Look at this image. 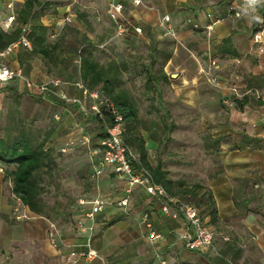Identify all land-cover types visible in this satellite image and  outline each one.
<instances>
[{"label":"rangeland","instance_id":"rangeland-1","mask_svg":"<svg viewBox=\"0 0 264 264\" xmlns=\"http://www.w3.org/2000/svg\"><path fill=\"white\" fill-rule=\"evenodd\" d=\"M48 1L51 7L42 19L51 27L50 43L58 38L66 25L72 26V20L63 25L55 23L52 17L60 7L69 5L71 12L86 11L90 17L96 10L99 12L96 23L100 28L95 30L100 33L94 32L99 37L93 46V55L101 63L130 55L147 64L150 45L163 48L166 40H172L171 36L161 38L144 30L130 34L127 42L113 38V29L102 0ZM211 2L218 13L227 9L228 0ZM4 13L6 11H0V19ZM234 24L237 27L232 31L233 44L239 55H220L217 51L211 54L209 60L207 47L196 50L203 71L200 74L199 67L190 78L180 77L184 70L170 65L172 74H180L169 77L167 83L161 84L163 99L160 104L156 93L147 86L143 73L136 74L126 83L138 101L139 119L126 123L124 136L145 139L148 160L152 165L162 163L168 177L174 180V192L179 193L178 197L183 201L196 203L199 200L201 191L198 197L184 191L194 184L212 190L214 179L228 176L234 198L241 206L247 207V212L238 208L234 219H216L212 223L216 231L212 247L227 252L230 250L235 264H261L260 249L252 234L246 231L242 218L246 213L253 212L257 216L258 228L264 229V137L261 136L262 140L252 146L246 145L243 138L245 134L254 136L253 121L258 120L264 129V104L260 99L264 96V54H255L251 47L253 31L259 29L252 16ZM106 29L107 32H103ZM79 38L80 35L74 36L67 30L59 48V59L69 64V72L75 71L79 63L73 51ZM184 45L192 48L194 44ZM167 63L163 66L165 72ZM159 66L160 62L153 67L154 70ZM47 69L49 65L42 59L32 62L29 75H24L25 86H19L20 101H17V94L9 89L1 92L0 135H15L20 127L31 129L39 139L50 134L47 146L54 148L57 164L51 172L43 174L44 192L41 198L48 218L63 228L72 220L85 187L94 182V176H98L95 167L101 156L97 149L98 140L93 137L98 134L99 126L90 118L91 113L77 112L73 120L67 122L61 114L63 104L50 103L40 98L36 91L29 90L30 80L41 84L45 76H56L54 67L51 66L50 72ZM252 74L260 78L252 80ZM71 92L74 93V89ZM91 104L89 97L88 107ZM74 119L77 124H74ZM64 122L70 127L58 134L57 128ZM170 126L168 133L166 129ZM149 127L152 131H148ZM215 138H219L218 144L214 143ZM130 148L134 153H140L136 145ZM248 172L252 175H246ZM249 196H253V200L244 206L242 200Z\"/></svg>","mask_w":264,"mask_h":264},{"label":"crops","instance_id":"crops-1","mask_svg":"<svg viewBox=\"0 0 264 264\" xmlns=\"http://www.w3.org/2000/svg\"><path fill=\"white\" fill-rule=\"evenodd\" d=\"M211 1L144 0L142 6H134L127 2L122 14L127 31L121 38L117 36L115 24L107 13L109 0H102V5L115 39L127 42L130 34H138L143 30L161 38L171 36L175 40V47L166 65L168 69L166 72L168 75L172 74L173 69L169 68L170 65H175V69L184 70L181 71V75L177 73V76L184 75L190 78L199 67L200 74L203 71L196 50L207 47L210 60L211 54L218 51L222 40L237 27L234 24L235 19L225 17L226 10L218 13ZM6 2L0 0V11H6ZM23 2L24 0H14L15 5ZM69 8V5L60 7L59 12L52 17L56 20L55 23L63 25L67 21L63 23L59 21H64L71 15V25L96 42L99 35H94V32L100 33L95 30L99 27L96 23L99 12L96 10L91 17L88 15L92 25L90 31L78 20L77 13L71 12ZM252 13L253 11L249 12L245 17H250ZM165 15L170 17V26L173 28L171 34H167V28L162 24ZM42 20L49 25L45 19ZM209 24H212L211 29L206 27ZM137 27L141 28V32L136 31ZM195 28L201 31H195ZM103 32H107V29ZM184 44L194 45L188 48ZM251 47L255 54H264L255 51L253 39ZM6 59L13 66L20 65L17 51ZM35 61L41 59L36 57L33 62ZM50 79L45 76L43 82H48ZM17 80L20 81V87L25 86L24 77ZM36 85L30 80L29 90L35 92ZM62 85L67 86V89L63 88L70 95L83 101L87 111L91 108L94 99L91 98L92 104L88 107L89 97H85L80 89L73 84L63 82ZM72 89L74 93L71 92ZM262 100L264 104V96ZM77 112L83 113L78 104L65 102L61 106V114L67 122H71L70 119L73 120V115ZM74 124H77L75 119ZM66 127L70 126L66 122L62 123L57 128L58 134L65 131ZM252 128L254 136L264 137V129L258 120L252 122ZM0 167V264H162L163 261H166V264H214V258L223 255V250L213 247L207 250L188 249L184 244V235L190 229L187 220L182 215L179 218H172L165 214L161 209V201L148 196L141 187L133 188L127 206L120 205L119 201L126 195L127 183L125 177L115 174L110 166L98 176H94V182L85 187L84 193L79 197L92 199L102 195L107 198L109 203L105 209L93 218L87 216L89 205L81 206L79 199L72 220L70 219L63 228L50 218L30 211L25 205L20 206V211L26 213L27 217L18 219L13 209L21 201L12 191L11 178L6 176L1 164ZM246 175L252 174L248 172ZM228 181V176L220 177L214 179L211 186L220 219H234L239 212L233 186ZM79 191L81 192L82 188ZM251 213L253 212H248L242 218V222L246 231L250 232L256 241L260 249V260L263 262L264 229L258 228L257 216ZM145 214L148 215V221L153 228L162 234L161 240L153 241L149 238ZM79 221L83 223L84 228L79 227ZM225 239L229 238L225 237ZM225 257H228L229 262H233L230 250Z\"/></svg>","mask_w":264,"mask_h":264},{"label":"trees","instance_id":"trees-1","mask_svg":"<svg viewBox=\"0 0 264 264\" xmlns=\"http://www.w3.org/2000/svg\"><path fill=\"white\" fill-rule=\"evenodd\" d=\"M230 1L228 0L227 2L226 12ZM50 7L51 2L48 0H24L23 3L18 4V7L16 4V19L12 28L6 31L0 27V50L5 49L10 43L20 39L21 36H25L30 41L31 46H20L17 50V58L23 69V76L29 75L32 62L36 57H39L46 65H49L48 72H50L51 66L55 68L53 72L56 76L50 77L51 79L59 78L62 82L73 85L77 81H82L89 90H100L102 98L105 100L100 105V113L91 110V108L88 110V114L91 113L90 118L96 121L99 126V132L93 139L98 140L97 149L100 153L102 148L101 141L106 138L109 125L115 122L116 114L121 115L125 125V132L127 129L126 123L130 124L139 119L138 101L126 86V83L131 81L136 74H144L147 86L149 89H153L154 93H156V99L159 104L161 103L163 99L161 84L169 81V75L165 72L163 66L173 54L175 40H166L164 43L166 45L163 48H159L155 44L150 45L149 62L147 64L139 62L135 56L132 57L130 55L124 56L121 60L112 59L107 63H101L93 55L94 40L77 27L66 25L58 38L52 43L49 42L51 27L43 22L42 16ZM76 13L78 20L91 31L92 25L88 19V13L81 10ZM251 16L255 23L258 24L259 29H264V2L257 5ZM246 18L235 19V21L239 22ZM259 29L253 31V36ZM67 30L74 36L80 35L78 45L73 49L79 61L73 72L67 70L69 64L66 61L59 59V48ZM194 30L201 31V29L197 28ZM233 40L234 32L222 40L218 53L220 55L232 54L233 56H238L239 52L233 44ZM153 43L154 41L152 40L151 44ZM159 62V68L154 70L153 67ZM251 78L252 80L259 79L260 76L252 74ZM19 86L20 81L14 80L1 88V92L9 89L17 94V101H20ZM62 87L67 89V86L62 85ZM57 90L58 87L49 85L45 94H39L40 98L53 104H64L65 100L58 95ZM260 99L263 102L262 97ZM170 130L171 126L166 129L168 133ZM148 131H152V128L149 127ZM49 135L48 133L42 139H39L31 129L26 127H20L15 135H0V164L5 169L6 176L12 180L14 195L30 211L46 217L49 216L44 211L41 198L44 192L43 174L51 172L57 164L54 148L47 146ZM123 137L129 146L136 145L139 149L140 153L138 155L140 159L136 165L147 167L154 181L162 184L167 189L168 194L175 198L178 203L194 204L198 208L201 218L206 224L212 226V223L219 218L212 190L196 183L184 191L186 194L191 193L195 197H198L197 195L201 191L197 204L181 200L178 197L180 194L174 192V180L168 177V172L162 166V163L158 162L156 165H152L148 160L145 139H139L133 137V135L128 137L123 135ZM260 140H262L261 137L250 134H245L243 138L244 143L251 146L259 143ZM213 141L218 144L219 138H215ZM252 200L253 196L246 197L242 200V204L247 206ZM167 201L171 208H174V202ZM235 201L240 211L244 210L247 212V207H243L237 200ZM226 254L227 251H224V256L214 258V264H229L228 257H225Z\"/></svg>","mask_w":264,"mask_h":264},{"label":"built area","instance_id":"built-area-1","mask_svg":"<svg viewBox=\"0 0 264 264\" xmlns=\"http://www.w3.org/2000/svg\"><path fill=\"white\" fill-rule=\"evenodd\" d=\"M6 15L0 19V27L3 30H10L15 22V3L14 0H6ZM130 2L134 6L144 5V0H109L107 13L111 20L115 24L116 34L118 37L125 36L127 31L126 23L123 18V10L125 4ZM264 0H231L228 6L227 14L225 17H232L234 19H240L245 17L249 12L256 9L257 5ZM71 15L67 16L64 21L70 20ZM163 26H165L167 34L173 33V28L170 26V17L165 15L162 20ZM211 29L212 24L206 26ZM137 32H141V28H136ZM253 41L255 44V51L258 53H264V29H259L254 33ZM20 46L30 47V41L21 36L15 42L10 43L5 49L0 50V93L1 88L9 84L10 82L22 79L23 69L20 65L13 66L6 59L9 55L17 51ZM63 82L59 78H52L48 82H43L36 85V91L38 94L43 95L48 90L49 85L58 87V95L67 103L78 104L83 113L87 114L88 111L81 99L76 96L70 95L63 87ZM75 86L80 89L85 97H91L94 99V103L91 106V110L100 113V105L104 103L102 94L99 89L89 90L82 81H77ZM59 118V115H56ZM125 125L120 114H116L115 122L107 128V136L101 141L100 155L101 159L98 166L95 167L96 173L99 175L103 170L110 166L113 168V172L119 176H124L127 188L126 195L119 201L122 206H127L133 188L135 186L141 187L148 196L153 199L161 201V209L165 214H168L172 218H179L182 215L189 224V230L184 235V244L191 250H207L213 246L216 231L215 229L206 224L201 218L198 208L192 203L180 204L178 201L168 194L167 189L162 185L154 181L149 169L144 165L137 166L139 162V155L134 153L130 146L124 140ZM1 169V167H0ZM167 200L174 202L175 206L172 209ZM20 201V200H19ZM107 198L102 195H97L92 199H80L79 204L81 206L89 205L90 209L87 212V216L94 217L101 213L108 204ZM21 204V205H20ZM14 206V214L16 218L22 219L27 217V214L20 211V206L23 204ZM146 222L148 221V215H144ZM80 228H84L81 221L78 222ZM149 228V238L153 241L161 240L162 234L155 230L152 224L147 222ZM90 254V252H89ZM162 264H166L163 261ZM234 264V262H229ZM264 264V261L262 262Z\"/></svg>","mask_w":264,"mask_h":264},{"label":"water","instance_id":"water-1","mask_svg":"<svg viewBox=\"0 0 264 264\" xmlns=\"http://www.w3.org/2000/svg\"><path fill=\"white\" fill-rule=\"evenodd\" d=\"M177 74L176 73H173V74H169V77H176Z\"/></svg>","mask_w":264,"mask_h":264}]
</instances>
